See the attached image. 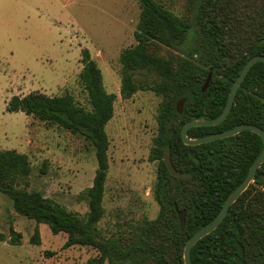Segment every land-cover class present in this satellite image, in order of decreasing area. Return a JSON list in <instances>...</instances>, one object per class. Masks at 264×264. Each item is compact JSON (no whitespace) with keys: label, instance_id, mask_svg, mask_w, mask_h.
<instances>
[{"label":"trees","instance_id":"trees-1","mask_svg":"<svg viewBox=\"0 0 264 264\" xmlns=\"http://www.w3.org/2000/svg\"><path fill=\"white\" fill-rule=\"evenodd\" d=\"M139 19L135 44L119 54L120 90L129 98L139 90L164 97L156 115L157 134L148 156L158 162L153 196L159 206L157 217L142 224L131 242L102 238L97 224L103 216L102 198L108 171L109 147L105 126L113 117L115 95L108 94L102 75L89 51H81L80 82L90 109L70 94L49 96L30 92L12 96L9 112H23L48 125L84 137L93 147L97 168L89 188L80 193L86 201L84 217L67 210L37 191L19 186L30 174L25 154L0 150V193L11 200L19 215L46 224L53 235H66L64 248L91 247L97 255L85 264H184L186 241L209 223L225 199L239 186L263 149L262 139L250 131L197 146L184 145L182 125L194 119H215L222 111L232 82L245 62L264 55V0H193L198 4L196 23L200 39L181 49L188 25L155 0H136ZM158 44L180 53L165 59L150 53ZM211 78L204 92L208 74ZM141 76L143 82H137ZM147 76L158 81L149 83ZM184 99L182 113L176 104ZM250 124L264 131V63L256 62L236 92L227 117L218 125L192 127L188 138H201ZM165 148L175 170L188 178H175L163 162ZM185 211L180 229L174 206ZM20 234L10 228L9 243L20 244ZM4 240L0 233V241ZM30 243H40L35 228ZM46 256L52 253L46 252ZM192 264H264V161L247 189L230 206L223 221L190 250Z\"/></svg>","mask_w":264,"mask_h":264},{"label":"rangeland","instance_id":"rangeland-1","mask_svg":"<svg viewBox=\"0 0 264 264\" xmlns=\"http://www.w3.org/2000/svg\"><path fill=\"white\" fill-rule=\"evenodd\" d=\"M155 1L188 25L181 49L195 45L200 39L197 2ZM139 14L136 0H0V150L27 155L30 174L20 181L21 188L85 216L88 208L80 193L91 186L97 168L92 145L78 134L20 111L9 112L6 106L12 96L37 91L49 96L70 94L90 109L79 79L81 51L87 49L101 71L105 91L116 97L113 117L105 126L109 167L97 229L102 238L120 237L126 242L159 212L153 196L158 162L148 156L164 97L151 90H139L126 99L119 93V54L135 44ZM150 53L174 60L180 51L158 44ZM144 79L136 76L137 82ZM147 80L158 81L152 76ZM10 228L20 234L19 245L9 243ZM35 228L40 243L33 245L30 237ZM0 233L4 236L0 264H85L97 255L91 247L64 248L65 234L53 235L46 224L19 215L2 193Z\"/></svg>","mask_w":264,"mask_h":264},{"label":"water","instance_id":"water-1","mask_svg":"<svg viewBox=\"0 0 264 264\" xmlns=\"http://www.w3.org/2000/svg\"><path fill=\"white\" fill-rule=\"evenodd\" d=\"M256 62H262L264 63V55H254L250 57L243 67L241 68L239 74L237 75L236 79L232 82V85L229 89L226 103L221 111V113L215 118V119H194L191 121H188L184 123L180 129V139L184 145L188 146H197L203 143H208L214 140L223 139L227 137H231L233 135H236L240 133L241 131H250L252 133L257 134L263 141V149L261 153L256 157V159L252 162L250 165L247 174L243 181L239 184V186L225 199L224 203L222 204L219 212L216 214V216L205 226L200 228L196 233H194L185 243L184 249H183V263L184 264H192L190 261V250L191 248L203 237L210 234L212 231H214L218 225L223 221L225 215L227 214L228 209L230 206L237 200V198L247 189L248 185L252 182L257 169L261 166V164L264 161V131L254 125L250 124H240L232 129H229L227 131H222L218 133H213L201 138H195L191 139L187 136V131L192 127H209V126H215L221 123L229 114L231 107L234 102V97L236 95L237 90L241 86V83L243 82L245 76L247 75L248 71L252 67L253 64ZM211 78V73L208 74L204 85L202 86L201 91L204 92L206 88L208 87L209 81ZM183 103L184 99L180 100L176 104V110L177 113H182L183 109ZM163 162L168 170V172L175 178H187L188 175L185 173L178 172L175 170L171 164L170 157L168 154V149L165 148L164 154H163ZM174 209L176 211L179 227L180 229L183 228L184 220H185V213L184 211L178 210L177 206H174Z\"/></svg>","mask_w":264,"mask_h":264},{"label":"flooded vegetation","instance_id":"flooded-vegetation-1","mask_svg":"<svg viewBox=\"0 0 264 264\" xmlns=\"http://www.w3.org/2000/svg\"><path fill=\"white\" fill-rule=\"evenodd\" d=\"M188 178V177H187ZM181 211H184V210H181ZM184 213H185V211H184Z\"/></svg>","mask_w":264,"mask_h":264}]
</instances>
